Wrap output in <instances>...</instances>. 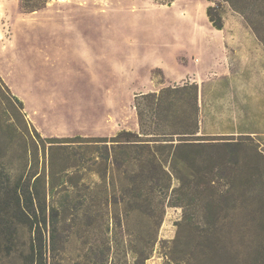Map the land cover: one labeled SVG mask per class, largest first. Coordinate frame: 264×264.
<instances>
[{"label":"rangeland","instance_id":"374dc122","mask_svg":"<svg viewBox=\"0 0 264 264\" xmlns=\"http://www.w3.org/2000/svg\"><path fill=\"white\" fill-rule=\"evenodd\" d=\"M252 32L264 0H0V264H264V135L186 162L86 142L139 132V95L223 72ZM236 67L238 109L264 114L262 73Z\"/></svg>","mask_w":264,"mask_h":264},{"label":"trees","instance_id":"16d2710c","mask_svg":"<svg viewBox=\"0 0 264 264\" xmlns=\"http://www.w3.org/2000/svg\"><path fill=\"white\" fill-rule=\"evenodd\" d=\"M240 10L245 14L244 7H240ZM207 14L216 28H223L222 17L219 16L218 20L214 17L212 6L208 7ZM198 99L199 88L195 82H186L183 85L174 84L156 92L139 95L135 102L139 117V132L123 130L110 139L108 137H102L94 140H86V142L96 146H100L101 144L105 145L108 148V157L109 154L114 156L119 148H123L124 150L139 147L153 149L158 144H162L170 148L172 157L175 160L186 162L180 153L182 149L196 144L195 140L206 137V135L200 134L199 130ZM35 178L36 181L33 187H29L30 190L32 188V191L28 190L29 195H39L34 189H37L40 175L36 173ZM181 190L182 187L178 189V191ZM188 219L189 217L185 214L183 223L188 221ZM179 239L177 237L170 241L173 246L169 247V254L176 251ZM169 254L167 253V256L173 261L172 256ZM150 257L151 254L149 253L140 264H145L146 260Z\"/></svg>","mask_w":264,"mask_h":264},{"label":"crops","instance_id":"0c3cea01","mask_svg":"<svg viewBox=\"0 0 264 264\" xmlns=\"http://www.w3.org/2000/svg\"><path fill=\"white\" fill-rule=\"evenodd\" d=\"M244 36L243 39L248 41L242 44L245 47H226L219 54V61L225 69L223 72L205 76L193 71L189 73L191 82H195L199 88V130L202 135L253 138L264 135V114L258 115L254 111L251 116L249 112L241 114L238 109V88L233 82L240 75V70L236 66L241 65L248 75L259 71L264 77V46L255 32ZM249 86L254 91L246 90V95L257 97L260 94L264 97V84Z\"/></svg>","mask_w":264,"mask_h":264}]
</instances>
